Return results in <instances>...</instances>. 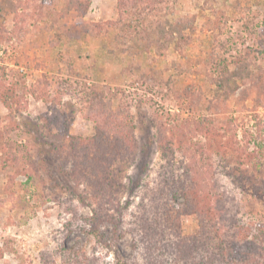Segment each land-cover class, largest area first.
<instances>
[{
  "label": "rangeland",
  "instance_id": "obj_1",
  "mask_svg": "<svg viewBox=\"0 0 264 264\" xmlns=\"http://www.w3.org/2000/svg\"><path fill=\"white\" fill-rule=\"evenodd\" d=\"M67 3L0 0V89L9 103L14 101L10 109L0 102V264H41V253L58 249L55 238H63L70 220L76 230L68 246L95 252L111 264L117 260V252L100 246L84 223V217L94 215L86 196L89 188L64 175L52 155L58 131L36 132V119L51 115L55 105L68 115L70 135L95 136V122L82 115L86 104L80 91L85 85L108 87L111 111L122 110L120 119L126 121L131 117L142 147L135 155L123 151L127 166L116 194L122 213L135 211L140 186L153 185L168 165L163 152L173 154L178 166L185 160L181 145L187 142L203 147L221 189L236 196L242 220L264 224V202L253 195L251 184L243 186L229 177L240 168L253 172L256 184L264 181V104L254 108L264 86V0H152L163 10L144 11V27L186 17L193 25L183 32L190 42L175 33L162 55L142 45L133 31L123 46L124 36L118 38V30L109 26L119 18L117 0H91L83 20L101 28L92 32L64 14ZM246 61L257 80L245 105L236 102L244 89L240 87L226 104L207 108L214 100L210 78ZM15 95L24 96L27 104L16 102ZM161 140L169 144L166 151ZM71 168L72 162L67 170ZM102 228L110 230L107 223ZM181 229L185 238L196 235L198 218L182 216ZM132 244L127 233L116 250L133 264H142Z\"/></svg>",
  "mask_w": 264,
  "mask_h": 264
},
{
  "label": "trees",
  "instance_id": "obj_2",
  "mask_svg": "<svg viewBox=\"0 0 264 264\" xmlns=\"http://www.w3.org/2000/svg\"><path fill=\"white\" fill-rule=\"evenodd\" d=\"M5 1L9 4L12 0ZM90 4L91 0H68L64 11V14L75 17L79 28L85 32H92L93 27L101 29L99 25L86 24L83 20ZM158 5H154L152 0H117L119 18L109 23V26L118 30V38L124 36V47L130 40L126 35L129 31L135 33L134 36L142 45L155 49L159 55L167 50L166 46L175 33H179L181 41L190 42L183 33L193 27L188 17L178 18L176 23L158 21L151 28L144 27L147 17L144 11L149 9L148 12L153 14L162 11L163 5ZM250 65V61L242 62L236 64L233 71L219 70L216 78H210V83L215 85L212 91L214 100L209 101L207 108L211 110L226 104L240 87L244 89L236 102L244 106L257 80ZM107 88L85 85L80 91L86 104L82 115L95 122V136L84 138L70 135L68 115L65 111L57 110L55 105L51 115L36 119L39 123L36 132L39 134L41 128L47 134L58 131L54 135L58 143L51 145L52 155L60 162L64 175L89 188L86 196L92 201L94 215L84 217V223L89 225V234L100 246L117 252L114 264H133L116 250L127 233L133 236V250L142 264H157L158 260L161 264H264V224L252 225L242 220L236 196L221 189L209 157L203 147L198 145L194 148L187 145V142L181 145L185 149V160L180 161L178 166L173 154L163 152L168 165L160 171L153 185L146 182L140 186L143 192L135 211H127L125 214L121 212L116 194L120 193L123 186L122 174L127 166V155H123V151L126 150L129 156L132 153L135 155L141 152L142 147L135 137L131 117L126 121L120 119L124 115L122 110L111 111V98L105 96ZM263 92L264 86H260L259 95L254 99V108L264 104L261 98ZM15 99L19 104L25 100L24 96L16 95ZM0 102L8 109L14 103L13 99V103H9L8 97L1 95V89ZM161 142L162 150L166 151L169 144L164 140ZM71 162L72 168L67 170ZM182 168L184 173L180 174ZM102 171L109 172V175L101 174ZM236 171L233 169L229 172V177L243 186L250 183L253 195L264 202V181L256 184L258 179L253 172L240 168H236ZM76 214L73 213V216ZM182 216L198 218L199 231L191 238L182 235ZM105 223L110 230L102 228ZM75 230L72 220L65 223L63 238H55L58 249L41 253L40 263L53 264L59 261L60 264H111L95 252L87 253L75 244L68 246L66 241Z\"/></svg>",
  "mask_w": 264,
  "mask_h": 264
}]
</instances>
